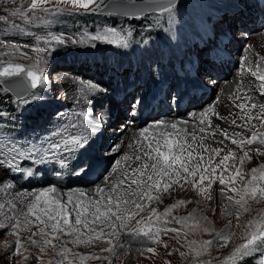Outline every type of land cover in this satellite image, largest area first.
I'll use <instances>...</instances> for the list:
<instances>
[{
	"label": "rangeland",
	"instance_id": "374dc122",
	"mask_svg": "<svg viewBox=\"0 0 264 264\" xmlns=\"http://www.w3.org/2000/svg\"><path fill=\"white\" fill-rule=\"evenodd\" d=\"M22 2L17 0L15 7H20ZM6 5L13 7L11 3ZM44 7L52 11L38 13L27 22L9 14L0 18L7 26L0 32V41L9 45L7 48L0 46V53H8L3 57L5 61L12 59L28 67L35 63L38 55L42 59L38 88L20 99L13 96L12 107L0 112V126L4 127H0V160H6L9 165L18 163L23 169L32 170L35 175L42 173V168L38 167L40 165L46 169L51 167L61 170L59 174V171H55L49 176L50 183L65 178L61 173L67 170L66 166L72 168L73 173L82 164L85 165L83 173L93 168L97 171L103 166L115 171L116 160L122 149H116L114 139L122 136V142L127 140L122 131L124 125L132 129L137 127L140 132L149 113H152L150 122L154 125L164 120V110L173 114L167 117L179 122L190 120L194 115L174 114L179 110L178 107L187 106L188 100L194 95L201 96L207 104L216 98L225 84L236 85L234 76L245 69H240L241 64H246L255 44L264 39L261 37L264 31V0H177L165 12L132 18L100 15L97 19H90L92 23L89 25L77 27H71L68 21L73 20L74 14L77 19L83 16V9L71 5L70 0L68 3L51 0ZM56 8L61 11L56 13ZM28 15L32 16L31 13ZM68 16H71L69 20L65 18ZM107 33H115L121 39L118 43L91 39ZM151 33H156L157 37H149ZM11 45H16V48ZM33 47H41L45 51L37 54L31 51ZM214 65L216 73L212 69ZM261 70H264V66ZM260 83L256 78H251L249 86L253 94L255 91L264 100V95H261L264 89ZM165 91L167 96L163 100ZM4 92L9 91L0 83L1 101L6 99ZM159 111L164 115L154 117ZM81 112L85 114L83 118ZM8 114L19 120L18 129L24 131L25 139L19 140L17 136L7 139L8 134L3 129L16 123L7 117ZM76 119H81L86 133L83 138H79V145L69 148L71 143L66 145L64 141L76 139L77 136L69 130L67 123ZM128 120L137 125L128 124ZM103 122L108 125L104 126ZM28 125L33 131H26ZM90 129L95 132L93 135ZM51 144H58L59 148L53 149ZM114 147L116 151H113ZM33 165L35 167L31 169ZM235 172L228 173L226 181ZM17 173L13 171L12 177H3L14 182ZM249 174H244V182L250 179ZM240 183L238 178L237 185ZM45 186L49 187V183ZM218 188V195L212 196L211 200L208 197L203 199V210L197 219L203 218L201 222L210 229L208 233L185 237L186 230L173 222L168 227L179 230L178 240L172 238L177 233H167L161 235L158 244L140 241L125 243L123 247L115 249V254L94 249L89 252L91 256H106V259L85 260L84 264H109V261L111 264H192L191 256H181L182 252H188L186 240L217 241L218 233L230 235L231 239L226 245L217 241L200 259L209 264H223L241 242V228L237 225H244L249 219L258 218L259 213H264V200L249 198L246 206L251 211L245 212L227 200L226 197L235 196L234 193L221 185ZM179 200L169 198L156 201L142 215H147L151 208H156L162 214L172 204H178ZM184 208V205L178 204L168 220L194 215L186 213ZM24 239L18 238L21 255L16 256L17 241H13V233L7 228L0 229V264H58L61 261L63 264H68V261L80 264L77 247L67 250L64 257L59 253L65 248H56L52 243L41 246L42 252L41 247L35 249V257L31 259L27 238ZM107 239L104 244H108ZM111 239L119 244L127 238L121 236L120 240L115 237ZM147 247H153L155 251L147 252L144 250ZM24 256L29 259L23 260ZM248 257H256V264H264V250L259 245L257 251L237 257L235 262Z\"/></svg>",
	"mask_w": 264,
	"mask_h": 264
},
{
	"label": "snow or ice",
	"instance_id": "6c2138e0",
	"mask_svg": "<svg viewBox=\"0 0 264 264\" xmlns=\"http://www.w3.org/2000/svg\"><path fill=\"white\" fill-rule=\"evenodd\" d=\"M51 0H23L20 7H15L17 0H0V4L11 3L13 7L9 9V15L19 16L24 21H29L38 13L47 14L50 10L44 5L50 3ZM57 3H68L69 0H56ZM99 0H70L71 5L76 6L85 11L90 10V5H96ZM162 12L168 11V5H163L159 9ZM56 13L61 11L60 8L54 10ZM31 13L32 16H29ZM111 37V38H110ZM93 40H99L108 43H118L121 39L116 36L115 33H107L102 36H93ZM47 42V41H46ZM37 43L39 40L37 39ZM0 46L5 48L9 47L4 41H0ZM12 48H16V45H11ZM34 53H42L45 51L41 47H33L31 49ZM8 55L7 52L0 53V78H3L7 82V89H17L22 88L25 91L30 87L32 89L38 88L40 84L41 77L39 76V71L42 66V59L38 55L35 63L31 66L25 67L20 63L13 62L12 59L5 61L4 56ZM258 81H260V87L264 89V70H261L260 66H257V70L251 73ZM16 79H8L13 78ZM264 95V92H261ZM241 109H244L245 105H239ZM252 108H256V104H252ZM210 110V109H209ZM260 113L264 114V104L260 106ZM201 123H203L204 112L200 113ZM257 119L260 118L258 115ZM249 122L252 117H248ZM75 127V125H72ZM150 127L153 130L152 139H149L145 134L149 133ZM150 127H144L140 130L139 136L146 141V151H144V156L148 160L152 161L151 165L144 163L142 167L133 169L134 173H139L140 179L132 178L131 185L136 186V190L132 191L129 189L127 193L121 191L116 192V188L123 184V180L116 179L113 182V188L111 191H106L103 187H98L96 189L97 194L100 199L87 198L86 194L80 192L78 195L72 193H66L67 200H63L59 194V190L56 187H46L39 191L38 194L34 195V199L27 205V213L24 214V224L23 227L27 228L32 221L28 217L35 216V220L41 224H45V227H51L52 239H59L56 233H64L65 235H72L74 233L80 232V229L74 228L70 225V216H74V224L82 225L89 233L93 234L88 237V240H81L79 237L76 240L71 241L72 243H88L93 239L100 240L102 237H107V243L110 247L103 249L102 251L111 252L115 254V249L117 247H123L125 243H135V242H145L151 244L160 243V237L162 234L167 233H177V236L172 237L177 239L179 237V230L176 227H168L169 223H175L180 225L181 228L185 229V237L189 234L198 235L199 233H208L210 229L206 224L202 223L201 220H197L194 215L186 217H172L169 221L168 217L173 209L178 207V204H184L185 201H179L178 204H172L161 214L158 213L156 208H151L148 210L147 215H142L146 209H148L149 202L160 201L161 196L154 195L153 189L156 193H160L161 184L163 182V191L167 192L172 184L178 183L180 179H184L187 182L188 177H194L199 173V183L203 184L205 180H208V188H211L213 181L216 176V168L218 166H212V160L209 159L208 165L200 171V164L192 166L190 169V162L194 159L193 154L188 152L185 155V144L183 142V135L173 136L166 129L171 127L173 130H178L177 123H171L170 125L164 121H158ZM182 131V130H181ZM203 131V129H201ZM54 135H60V133H54ZM239 135V134H237ZM195 140V136H193ZM64 143L67 145L69 143L79 145L80 141L72 138L71 140H65ZM233 144L237 145H254L257 144L261 147H257L255 151L258 155H264V131L253 132L251 137L248 139H233ZM51 148H59L58 144H51ZM71 151V149H67ZM251 150V149H249ZM39 151V149H36ZM47 152V150H45ZM219 149L216 150L219 154ZM233 158V153L229 152L228 155L224 156L220 161L221 165H225L226 162ZM251 157L248 155V151L244 152V155L240 157L241 163L244 159ZM137 160L141 157L137 156ZM203 157L201 156V162ZM2 167V165H0ZM151 169L149 173L147 170ZM209 167L211 168V176L208 175ZM227 171V167H225ZM183 174H186L182 176ZM250 179L244 182V174L242 169L237 168L234 175L230 174L225 179V176L221 174L219 176V184L221 186L227 187V190L234 193L235 196H227V200L233 202L238 209H242L245 212H250L251 210L246 206L249 198L256 200L259 197L264 200V163H261L258 168H252L250 172ZM240 179L241 183L237 185V179ZM125 179H128L126 177ZM105 183H109L108 180ZM195 187V183L193 184ZM10 187V186H9ZM201 192L205 191V188H200ZM223 192V188L221 189ZM135 197V198H130ZM238 197V198H235ZM208 199L211 200L212 196L209 195ZM3 208V205H0ZM47 218L45 221L44 218ZM139 217V218H137ZM240 212H237V220H239ZM9 219H12L9 217ZM55 221L50 225L47 222ZM191 221V223H189ZM134 222V223H133ZM90 225L94 227H90ZM20 221L17 219L16 225L13 227H20ZM68 226V227H64ZM230 226V225H229ZM241 228V233L239 236L240 243L235 246L231 254L225 258L223 264H235L237 257L247 256L250 253L257 251V245L261 250H264V213H259L258 218L249 219L244 225H237ZM6 225L0 223V229H4ZM45 227L39 229V234L43 238V244L48 245L52 241L48 239V233L45 231ZM109 229V231H105ZM15 234V233H13ZM33 236L37 233H32ZM121 236L127 239L117 245H113L112 237L120 240ZM30 239V242L34 246L37 245V241ZM231 239L230 235L227 234H217V241H222L223 245H226ZM217 241L214 240H186V247L188 249L187 253H181L182 257L187 258L191 256L192 264H209V262L200 259L205 253L209 251L211 247L216 245ZM20 242H16V251L14 255L20 256ZM41 252L43 248L41 247ZM147 252H154L153 247H147ZM59 255L66 257L67 249H63ZM29 259L28 256H24L23 260ZM92 259H105L99 256H80V264H84L85 260ZM20 264V262H18ZM58 264H63V261L58 262ZM68 264H73L72 261H68ZM111 264V261H109Z\"/></svg>",
	"mask_w": 264,
	"mask_h": 264
},
{
	"label": "bare ground",
	"instance_id": "6f19581e",
	"mask_svg": "<svg viewBox=\"0 0 264 264\" xmlns=\"http://www.w3.org/2000/svg\"><path fill=\"white\" fill-rule=\"evenodd\" d=\"M261 37L262 39L264 38V31L262 32ZM223 65L224 64H222V66ZM258 65L260 68H263L264 66V39L255 44V47L251 51L246 64H241L240 69H245L243 72L237 73L234 76V78L237 79L236 85H229L228 83L225 84L222 86V88H220L221 90L218 92L216 98L207 104H205L201 96L196 97L194 95L190 100H188L187 106L178 107L179 110L174 114L177 116L183 113L187 116L194 115V117H192L190 120H187L186 122H179L176 119L167 117L169 115H173L170 111H163V113L166 115L163 120L164 122L168 123L169 125L171 123H177L178 125V130H173L171 127H168L166 130L173 136L183 135L185 155H187L188 152L193 154L194 159L190 162V169L192 166L200 164V171H203V168L208 165L209 159L212 160V166L218 167L216 168V178L213 181L211 188L207 187L208 180H205L203 184L198 182L199 173H197V175L194 177H188L187 182H185V180L182 178L178 183L172 184L167 192L163 191L162 182L160 193H156L155 189H153L154 195L161 196V200L178 198L180 199L179 201H185V203L182 204L185 207L184 211L186 213H193L196 216V219H198L203 210V199L209 195H218V187L220 186L219 176L221 174L226 176L228 173L236 171L237 168H240L242 169L243 174L247 175L251 172L252 168H258L261 163H264V155H258L255 151L257 147H260L259 145L254 144L249 146L245 144L241 146L232 143L233 139H248L251 137L253 132H260L264 130V114L260 113V106L264 104V100L260 99L255 91L253 94L249 86L250 79L255 78L251 73L257 70ZM212 69L213 72L216 73V65L212 66ZM218 83H220V81H218ZM166 93V91L163 93V100H166ZM241 104L245 105L244 109L239 107ZM252 104H256L257 107L252 108ZM188 107L191 108L188 109ZM192 107L196 108L194 109ZM201 107L203 109L198 113L197 111L200 110ZM201 112L205 113V116L203 117V123H201ZM163 113L159 111V113L154 114V117ZM151 114L152 113H149L146 117L145 125L142 127V129L144 127H150L153 125V122H150ZM84 115V112H81V118H83ZM258 115L260 116L259 119L256 118ZM249 116L252 117L250 122L248 119ZM131 120H128L127 123H135V125H137L136 122ZM125 123L126 122H124V124ZM111 124H114V122ZM72 125H75V127H72ZM103 125L107 126L108 123L103 122ZM67 126H69V130H71L72 133L77 136L76 140L80 141L79 138H83L84 134L86 133V129L82 125L81 119L70 121L67 123ZM94 126L91 128L93 129ZM97 128L98 127H95V129ZM201 129H203V131H201ZM122 131L125 132L124 134H126L127 140H123L122 142V136L116 137L114 139V143H117L116 149H122L116 160L115 171L103 166L97 171L95 168H93L88 173H83L85 171L83 166L85 165L82 164L78 167L77 172L74 171L73 173L72 168L66 166L67 170L61 173L64 174L65 178L63 180H54V182L50 183L49 176L55 173V171H59V174L61 170L51 167L46 169L40 165L38 167L42 168V173L40 175H35L32 170H25L20 167L18 163L9 165L6 160H0V165H2V167H0V205H3V208H0V223L6 225L5 228H7L9 232L15 233L13 234V241H18V238H27L26 243L32 253L31 259H34L35 257L34 250L37 248L39 249L44 245L43 238L39 234V229L41 227H45V224H41L36 221L35 216L33 215L28 217L32 223L27 228H25L23 227L24 214L27 213V205L34 199V195L38 194L43 188H46V183H49V187H56L59 190L61 197L65 198L66 200V193L78 195L80 192L85 193L87 198H94L98 200L100 199V196L96 192L98 186L101 184V187L105 188L106 191H111L113 188V182L116 179L124 181L123 184L116 188V192L123 191L127 193L129 189L132 191L136 190V186L131 185V179H140L141 177L139 173H134L133 169L142 167L144 163L151 165L152 161L148 160L147 157L144 156V151H146V141H143V138L139 136L138 128L135 127V129H132L131 127L124 125ZM152 131L153 130L150 129L149 133L146 135L149 139H152ZM90 133L93 135L95 132H93V130L91 131L90 129ZM193 136H195V140L193 139ZM68 147L75 148V144L71 143L68 145ZM116 149L114 147L113 151H116ZM217 149L220 150L219 154L216 152ZM108 151L110 152V150ZM245 151H248V155L251 157V159L249 160L248 158H245L243 163H241L240 157L244 155ZM229 152L233 153V158L228 160L225 165H221L220 161L224 156L228 155ZM137 156H140L141 159L137 160ZM201 156L203 157L202 162ZM87 164L88 163L86 162V166ZM6 165H8V167ZM34 167L35 165H33L31 169ZM225 167H227V171H225ZM2 169H5V171L2 172ZM13 171L18 172L14 182L3 177H12L11 174H13ZM147 171L149 173L151 172L150 167ZM72 173L74 175H72ZM92 174H94L93 178H91ZM184 175L186 174L182 173V176ZM208 175L211 176L210 167ZM126 177H128V179H125ZM106 180H108L109 183H105ZM194 183L195 187L193 186ZM202 187L205 188L204 192L200 191V188ZM205 192H208L207 195ZM155 202L156 201L149 202L148 207L153 205ZM9 217L12 219H9ZM17 219L20 221L21 226L13 227L16 225ZM44 219L47 221L46 217ZM69 219L70 225L74 228L80 229V232L74 233L72 235H65L62 232L56 233V235L59 236V239L56 240L52 239L51 227H45V231L49 234L47 238L52 241L51 243L54 247H64L67 250L77 247L79 251L77 256L78 259L80 256H91L89 254L91 250H103L110 247L109 244H104L107 237H102L100 240H96L93 236V239L88 243H72L71 241L76 240L78 237L81 240H88V237L93 234L84 229L82 225H75L74 216H70ZM54 222L55 221H50L47 223L50 225ZM90 227L94 226L90 225ZM105 231H109V229H105ZM34 232L37 233V235L33 236L32 233ZM29 238L36 240L38 246L32 245ZM112 243L113 245L118 244L116 242ZM104 258L106 259V256H104Z\"/></svg>",
	"mask_w": 264,
	"mask_h": 264
},
{
	"label": "water",
	"instance_id": "95a60500",
	"mask_svg": "<svg viewBox=\"0 0 264 264\" xmlns=\"http://www.w3.org/2000/svg\"><path fill=\"white\" fill-rule=\"evenodd\" d=\"M177 0H99V2L91 6L88 11L83 10L84 14L106 15L112 14L119 17H141L145 14L160 11L163 5H168V8L175 5ZM26 67V66H25ZM8 79H16L8 78ZM0 83L7 89V82L0 78ZM34 89L28 88L25 91L22 88L8 90L12 96L17 99L23 98Z\"/></svg>",
	"mask_w": 264,
	"mask_h": 264
},
{
	"label": "trees",
	"instance_id": "16d2710c",
	"mask_svg": "<svg viewBox=\"0 0 264 264\" xmlns=\"http://www.w3.org/2000/svg\"><path fill=\"white\" fill-rule=\"evenodd\" d=\"M9 9H11V6L9 7V5L6 4H0V18H2L3 16H8L9 13ZM100 15H95V14H84L83 16H81L79 19H77L78 17L74 14L73 15V20L72 21H68V24L71 27H77V26H81L83 24L85 25H89L90 23H92V21L90 19L95 18L97 19ZM71 16L65 17L67 18V20H69ZM132 21V19L130 20V22ZM136 22V21H135ZM138 22V21H137ZM6 24L3 23L0 19V32H2V30H4L6 28ZM139 32V31H138ZM141 32V30H140ZM140 34V33H139ZM141 35V34H140ZM149 37H157L156 33H151L150 35H148ZM143 41H141L142 44ZM4 94L6 95V99H2V102L0 100V112L1 111H6L7 109H10V107H12L13 102H14V97L9 93V92H4ZM7 117H9L10 119H14V122H16L14 124V126L12 127H7L5 129H3L4 131H6L7 135V139H12L14 136H17V139L19 140H23L24 138V131H20L18 128V124H17V119H15V116H12L10 114L7 115ZM11 121L9 120V123ZM1 128H4L3 126H0ZM27 130L26 131H33V129H31V127L28 125L27 126ZM9 135L11 136V138H9ZM235 264H256V257H248L245 259H240L238 261L235 262Z\"/></svg>",
	"mask_w": 264,
	"mask_h": 264
}]
</instances>
